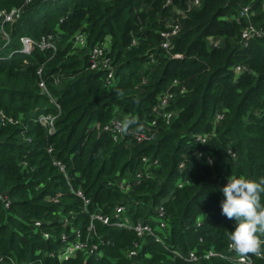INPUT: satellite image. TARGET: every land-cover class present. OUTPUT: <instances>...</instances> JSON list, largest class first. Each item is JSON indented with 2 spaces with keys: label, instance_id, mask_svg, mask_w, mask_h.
<instances>
[{
  "label": "trees",
  "instance_id": "obj_1",
  "mask_svg": "<svg viewBox=\"0 0 264 264\" xmlns=\"http://www.w3.org/2000/svg\"><path fill=\"white\" fill-rule=\"evenodd\" d=\"M165 2L0 0V10L22 7L20 16L4 25L12 41L0 51L12 52L0 56V109L20 121L0 125V264H58L49 254L62 244L61 233L71 239L73 228L84 238L90 213L113 217L115 206L123 205L122 214L135 223L155 216L159 204L166 219L159 232L163 243L95 221L94 240L104 237L111 244L101 247V256L78 253L62 264H233L217 256L189 262L172 250L225 251L235 221L221 213L222 186L229 176L264 177V35L245 45L240 39L247 22L264 31V0H201L182 21L169 53L159 47L162 19L170 11ZM244 5L251 6V14L237 22L235 15ZM45 33L59 37L54 54L37 46L30 54L19 51L20 36L38 40ZM76 33L86 36L89 47L109 40L114 84L105 86L101 72L89 68L88 48L73 44ZM210 37L219 43L209 44ZM42 64L60 111L52 134L36 120L42 113L58 112L38 86L36 70ZM238 65L245 69L235 72ZM174 79L186 91L176 94L168 107L174 115L167 123L158 119L149 139L138 142L130 130L113 141L93 126L115 115L149 123L158 94ZM217 112L223 113L219 121ZM208 132L213 135L207 143L192 138ZM48 145L64 162L72 185L89 199L87 211L52 164ZM143 156L158 164L150 166V177L136 183L132 179L144 168ZM122 177L132 182L127 192L113 184ZM34 220L41 225L34 226ZM42 231L52 237L44 238ZM135 242L140 246L130 259L125 251ZM253 264H264V258L255 257Z\"/></svg>",
  "mask_w": 264,
  "mask_h": 264
},
{
  "label": "built area",
  "instance_id": "obj_2",
  "mask_svg": "<svg viewBox=\"0 0 264 264\" xmlns=\"http://www.w3.org/2000/svg\"><path fill=\"white\" fill-rule=\"evenodd\" d=\"M28 0H26L27 2ZM201 0H166L165 5L170 6L169 14L166 15L163 20V28L159 31V35L161 37L159 47L169 53V49L171 48L173 38L180 32L183 24V20L186 18L187 13L192 10L193 8L197 7L200 4ZM22 11V7L12 8L9 11L0 10V51L3 50L8 44L11 43L12 39L10 34L5 30L4 25L6 23H11L16 20ZM251 6L244 5L241 6L240 9L237 11L235 15V20L239 22L240 20L244 19L247 20L251 14ZM264 35V31L260 28L255 27L254 25L247 22L241 29L240 32V39L243 45L246 44L248 39L255 37V36H262ZM58 38L52 33H45L41 35L38 40L33 39L29 35H22L19 37L20 47L19 51L24 54H30L34 47L37 46L39 49L43 51H50L52 54L56 52ZM73 44L79 48H88L87 49V60L89 64V68L100 71L101 75L100 78L105 86H110L115 82V66L112 60V57L109 54V41L107 39L104 40L102 43H96L89 47L87 45V38L83 33H76L72 38ZM137 41L135 39L132 40L131 44H136ZM219 43V39L214 37H210L209 44L216 46ZM12 52L7 55H0L2 57H9L11 56ZM151 61L152 55H150ZM150 61V62H151ZM245 69L244 66H235V72H241ZM36 73L38 75V86L41 89L42 93H45L47 96L50 97L51 102L54 103L58 112L52 113H42L37 117V122L42 125L48 134H52L55 130L54 128V120L59 114V105L57 102L51 97L46 82L43 77V64L40 65ZM54 82L57 83L58 79L55 78ZM186 91L185 87L181 85V83L174 79L172 80L167 88L162 91L157 96V101L152 107V113L154 114V118L147 124L138 125L133 129L138 130H131L132 137L138 141H145L150 138L152 131L157 126L158 119L164 120L166 123L169 122L170 118L174 115V110H170L168 107L170 102L174 99L176 94H182ZM223 117V113L217 112L215 115V120L219 121ZM122 119L118 116H113L109 122L99 125L95 127L102 131H106L110 134L113 141H119L123 139L126 135H121L119 133L118 124ZM19 118H15L13 116L7 115L4 113L3 110L0 109V125H7V124H19ZM24 134V133H22ZM213 135L212 132L208 133H199L194 134L192 138L195 141H207ZM23 139L27 142L30 141V138L22 135ZM201 143V142H200ZM47 152L51 154L52 164L61 171L63 176L66 178V181L69 185L70 191L75 195L79 196L82 201V209L83 211H87V205L89 203V199L84 195V191L77 187L75 188L72 183L71 179L67 173L66 166L64 162L57 158L56 156L52 155L53 147L52 145L47 146ZM228 152L235 157V152L232 149H229ZM194 153L197 156H201V153L198 150H195ZM209 162L211 159L208 158ZM142 163L144 164L143 169H139L135 172L133 177V181L136 183L140 182L143 178H148L151 176L149 168L150 166H154L158 164L157 159L151 160L147 156H143L141 158ZM22 165L25 167L26 162H22ZM184 166L183 161H181L178 165V168L181 170ZM119 189L127 192L132 187V182L129 178H118L113 183ZM181 186V184H179ZM0 197L4 199V196L0 194ZM49 200L57 201V198H48ZM5 206H8V203L5 202ZM123 205H116L113 212V217L103 214L101 212H92L90 213V221L89 225L87 226L88 233L84 236H81L79 230L71 229L73 233V237L70 239L68 238L65 232H62L60 235V240L62 244L60 245L59 249L54 253L51 252L50 256H56L58 259V264H62V260L68 257H72L77 255L78 253H82L85 256H101L102 250L101 247L111 244L110 240L107 238H102L96 236V240H94V236L96 235L95 231V221L101 222L104 225L113 226L117 228H129L133 230L138 237L144 236H151L154 241L163 243L162 237L159 234L160 231H163L166 228V219H165V210L163 205L159 204L156 207V215L151 218H144L138 219L135 223L131 222L127 216H124L122 212L124 211ZM41 220H34L33 224L36 227L41 225ZM67 222L65 221V225ZM153 224V225H152ZM198 224V223H197ZM42 235L44 238L52 237V235L47 231H42ZM140 246L138 242H135L133 247L126 249L125 253L126 256L132 259L134 256L137 255V249ZM172 253L179 257L183 258L189 262H197L201 258L209 259L211 257L217 256L224 259H227L229 262L233 264H240L239 257L229 248V242L227 244V248L225 251H215V250H206L201 254H198L196 250H189L186 253L180 252L178 249H173ZM256 256H251L247 262V264H253L254 258ZM130 264H137L131 262ZM140 264V263H139Z\"/></svg>",
  "mask_w": 264,
  "mask_h": 264
},
{
  "label": "clouds",
  "instance_id": "obj_3",
  "mask_svg": "<svg viewBox=\"0 0 264 264\" xmlns=\"http://www.w3.org/2000/svg\"><path fill=\"white\" fill-rule=\"evenodd\" d=\"M138 120L124 117L118 124L121 135H127ZM207 143V141H200ZM223 199L221 213L235 221V226L227 233L229 248L239 257L240 264H247L251 256L264 258V177L258 180L243 176H229L222 186Z\"/></svg>",
  "mask_w": 264,
  "mask_h": 264
},
{
  "label": "rangeland",
  "instance_id": "obj_4",
  "mask_svg": "<svg viewBox=\"0 0 264 264\" xmlns=\"http://www.w3.org/2000/svg\"><path fill=\"white\" fill-rule=\"evenodd\" d=\"M108 40V39H107ZM109 41V40H108ZM118 116V115H117ZM118 117H120V116H118ZM121 119H123L122 117H120Z\"/></svg>",
  "mask_w": 264,
  "mask_h": 264
}]
</instances>
